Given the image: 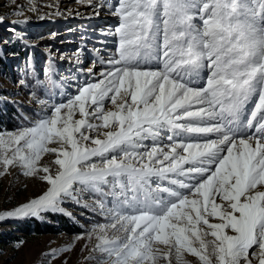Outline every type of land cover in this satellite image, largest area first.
<instances>
[{
  "label": "snow or ice",
  "instance_id": "6c2138e0",
  "mask_svg": "<svg viewBox=\"0 0 264 264\" xmlns=\"http://www.w3.org/2000/svg\"><path fill=\"white\" fill-rule=\"evenodd\" d=\"M81 2L118 17L102 30L115 49L100 41L102 68L74 95L50 103L48 89L31 127L0 131L4 172L49 185L0 222L87 192L108 221L89 238L112 264H264V0Z\"/></svg>",
  "mask_w": 264,
  "mask_h": 264
},
{
  "label": "rangeland",
  "instance_id": "374dc122",
  "mask_svg": "<svg viewBox=\"0 0 264 264\" xmlns=\"http://www.w3.org/2000/svg\"><path fill=\"white\" fill-rule=\"evenodd\" d=\"M99 2L93 0V4ZM112 3L115 5L118 0ZM18 9L20 14H17ZM0 17H3L0 22V109L13 106L19 110L18 124L12 129L2 127L1 131L31 127L44 107L38 99L48 100V89L53 92L50 103L64 100L60 95L62 91L74 95L77 87L90 79L86 74L89 68L93 72L102 68L94 51L101 48L100 41H106L108 49H115V38L103 35L102 30H114L119 24L118 17L106 7L94 8L81 0H0ZM49 65L55 69L54 84L48 82L46 75ZM22 80L24 84L20 83ZM38 80L44 83H37ZM33 92L35 97L31 95ZM105 107H112L110 101ZM49 147L58 145L53 143ZM55 155L45 153L40 161V166H48L52 174L59 170L54 163ZM23 171L16 165L4 172L0 165V214L39 197L49 187L40 178L42 172L29 177ZM98 199V195L85 192L78 197L79 204L75 200L62 203L64 212H44L38 217L9 218L0 222V264H112L111 258L95 250L98 243L95 234L89 238L97 224L108 222L97 210ZM51 214L67 217L80 231L64 230L63 224L52 219ZM32 218L55 224L58 230L38 233L24 229V221ZM19 222L24 225L20 227ZM256 249L254 246L249 250L250 257ZM184 259L187 264H200L198 257L189 253H185ZM160 264L166 262L161 260ZM173 264H176L174 257ZM253 264H258V260L253 258Z\"/></svg>",
  "mask_w": 264,
  "mask_h": 264
},
{
  "label": "trees",
  "instance_id": "16d2710c",
  "mask_svg": "<svg viewBox=\"0 0 264 264\" xmlns=\"http://www.w3.org/2000/svg\"><path fill=\"white\" fill-rule=\"evenodd\" d=\"M19 110L17 108H14L13 106H6L4 109H0V131L2 130V127H5L7 129H12L15 127V125L19 122ZM52 219H57L59 222L63 224L64 230H67L69 232H78L80 231V227L69 221V219L65 216L58 215V214H51ZM95 215V214H92ZM23 222H19L18 225L22 227V225L25 224L26 230L30 231L31 229H34L38 233L42 232H53L58 230L57 226L55 224L47 223L41 219L32 218L31 220H25L24 224ZM61 227H59L60 229ZM16 238H18L16 236Z\"/></svg>",
  "mask_w": 264,
  "mask_h": 264
}]
</instances>
